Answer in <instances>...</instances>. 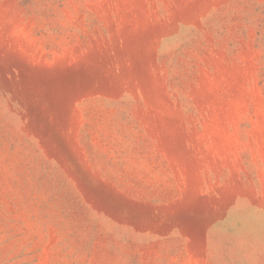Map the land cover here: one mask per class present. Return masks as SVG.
Instances as JSON below:
<instances>
[{
    "label": "rangeland",
    "instance_id": "obj_1",
    "mask_svg": "<svg viewBox=\"0 0 264 264\" xmlns=\"http://www.w3.org/2000/svg\"><path fill=\"white\" fill-rule=\"evenodd\" d=\"M0 264H264V0H0Z\"/></svg>",
    "mask_w": 264,
    "mask_h": 264
}]
</instances>
